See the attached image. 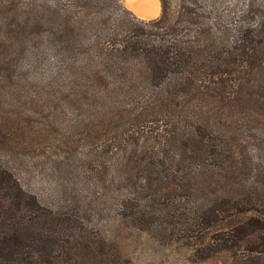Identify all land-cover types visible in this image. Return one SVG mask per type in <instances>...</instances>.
Instances as JSON below:
<instances>
[{"label": "trees", "instance_id": "obj_1", "mask_svg": "<svg viewBox=\"0 0 264 264\" xmlns=\"http://www.w3.org/2000/svg\"><path fill=\"white\" fill-rule=\"evenodd\" d=\"M14 1L0 0L7 169L30 182L36 167L65 201L121 225V202L155 195L157 181L192 195L197 164L240 176L253 120L197 95L194 82L220 85L223 68L264 71V0H159L149 21L119 0ZM48 109L67 129L30 118Z\"/></svg>", "mask_w": 264, "mask_h": 264}, {"label": "rangeland", "instance_id": "obj_2", "mask_svg": "<svg viewBox=\"0 0 264 264\" xmlns=\"http://www.w3.org/2000/svg\"><path fill=\"white\" fill-rule=\"evenodd\" d=\"M119 5L133 14L124 0ZM12 17L18 22L21 15ZM223 70L229 74L220 85L200 77L194 91L253 120L247 130L257 141L246 143L238 178L197 164L192 195L157 181L155 195L121 202L130 221L121 225L65 201L47 178L39 174L38 181L36 167L28 168L35 171L30 182L21 179L0 150V264H264V71ZM38 111L43 119L30 118L43 120L52 133L70 125L54 109ZM25 156L17 158L38 164L36 156Z\"/></svg>", "mask_w": 264, "mask_h": 264}, {"label": "bare ground", "instance_id": "obj_3", "mask_svg": "<svg viewBox=\"0 0 264 264\" xmlns=\"http://www.w3.org/2000/svg\"><path fill=\"white\" fill-rule=\"evenodd\" d=\"M131 6V12L139 19H149L158 16L159 2L158 0H126ZM137 6V9H133Z\"/></svg>", "mask_w": 264, "mask_h": 264}, {"label": "water", "instance_id": "obj_4", "mask_svg": "<svg viewBox=\"0 0 264 264\" xmlns=\"http://www.w3.org/2000/svg\"><path fill=\"white\" fill-rule=\"evenodd\" d=\"M124 3H125L126 8L130 10V9H131L130 4H129V3H126V0H124ZM133 9H137V6H134ZM130 11H131V10H130ZM155 18H156V17H154V18H149V19H146V21L153 20V19H155ZM140 20H144V19H140ZM144 21H145V20H144Z\"/></svg>", "mask_w": 264, "mask_h": 264}]
</instances>
